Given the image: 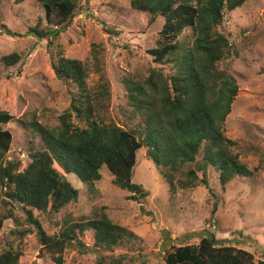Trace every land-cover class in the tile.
<instances>
[{
    "label": "trees",
    "instance_id": "1",
    "mask_svg": "<svg viewBox=\"0 0 264 264\" xmlns=\"http://www.w3.org/2000/svg\"><path fill=\"white\" fill-rule=\"evenodd\" d=\"M5 0H0V4ZM22 3L25 0H14ZM43 7L46 25L38 18L27 34L47 39L55 47L50 56L57 79L77 89L70 109L59 117V125L48 128L37 121L23 122L0 111V192L20 207L38 231V241L49 248L53 263L62 264L63 251L72 245L84 246V232L93 236L91 250L98 252L93 264H124L141 259L143 241L131 231L112 223L103 207L86 216H72L67 208L77 202L79 191L65 174L74 175L83 187L94 192L105 167L112 185L129 194L128 200L141 203L148 197L142 185L132 182L136 154L145 149L169 193L198 186L215 198L210 218L218 210L217 195L210 179L222 189L237 177L254 179L259 167L249 169L232 152L237 143L228 139L224 121L238 91L236 79L220 64L234 55L222 32L224 12L240 9L247 0H130V8L149 16V23L163 18L154 48L148 51L155 67L145 78L124 77L127 121L138 118L134 128L105 124L102 111L109 108L108 81L92 50L93 66L99 75L96 91L90 93L88 70L83 61L66 58L58 44L60 33L69 25L82 0H36ZM5 34L15 36L3 24ZM185 30L191 42L180 40ZM19 55L1 58L4 66L18 63ZM169 71L164 73V67ZM80 125L71 122V114ZM16 121L40 138L41 148L27 147V164L9 157L12 134L3 129ZM25 152V151H24ZM9 158V159H8ZM33 212L57 215L56 231L46 235ZM212 223V222H210ZM213 233L199 238L196 248L172 247L163 257L165 264H255L253 254L223 246ZM125 250L127 253H118ZM80 251V250H79ZM129 252L132 255H129ZM20 254L11 248L0 253V264H18ZM144 264V262H143ZM257 264H264L259 261Z\"/></svg>",
    "mask_w": 264,
    "mask_h": 264
},
{
    "label": "rangeland",
    "instance_id": "2",
    "mask_svg": "<svg viewBox=\"0 0 264 264\" xmlns=\"http://www.w3.org/2000/svg\"><path fill=\"white\" fill-rule=\"evenodd\" d=\"M38 18L45 26L43 7L36 0H5L0 4V24L15 35H7L0 28V111L26 123L35 120L54 128L59 125V117L70 109L77 89L55 77L50 64L55 47L48 46L45 38L27 34ZM223 20L222 32L234 55L220 67L227 68L238 85L224 121V132L237 143L232 152L249 169L258 166L259 170L254 179L237 177L224 189L210 179L209 188L219 199L213 221L209 218L215 198L208 189L198 186L171 195L145 149L137 152L132 174V182L142 185L149 194L141 203L128 200V193L114 187L105 167L100 170L96 190L90 192L74 175H65L55 165L79 191L77 202L67 208L68 214L86 216L103 207L112 223L143 241V258L124 264H165L163 257L172 247L187 245L195 249L199 238L207 233H213L223 246L253 254L255 264L264 261V0H247L240 9L224 12ZM148 21V15L130 8V0H82L59 35L58 44L64 56L85 63L90 93L99 85L91 53L93 49L98 52L110 93L109 108L101 115L105 124L114 121L125 128L137 124L139 117L132 122L126 120L129 114L123 79H143L148 69L156 66L148 51L155 46L163 18ZM188 35L185 30L180 40L191 42ZM13 53L19 55L18 63L4 66L1 58ZM168 71L165 66L164 73ZM71 122L80 125L74 113ZM3 129L12 134L9 157L20 160L22 170L27 164V147L33 143L41 148L40 138L16 121ZM33 219L46 235L55 233L57 215L33 212ZM80 240L84 246L70 245L63 251L62 264H93L99 253L91 250L92 233L84 232ZM5 248L20 254L18 264H55L49 248L38 241L36 226L0 192V253ZM118 253L127 252L116 250L114 255Z\"/></svg>",
    "mask_w": 264,
    "mask_h": 264
}]
</instances>
